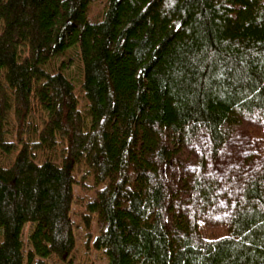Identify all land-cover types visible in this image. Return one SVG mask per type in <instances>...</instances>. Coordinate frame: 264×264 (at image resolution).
<instances>
[{"label":"trees","instance_id":"obj_1","mask_svg":"<svg viewBox=\"0 0 264 264\" xmlns=\"http://www.w3.org/2000/svg\"><path fill=\"white\" fill-rule=\"evenodd\" d=\"M78 229L264 264V0H0V264H73Z\"/></svg>","mask_w":264,"mask_h":264},{"label":"rangeland","instance_id":"obj_2","mask_svg":"<svg viewBox=\"0 0 264 264\" xmlns=\"http://www.w3.org/2000/svg\"><path fill=\"white\" fill-rule=\"evenodd\" d=\"M67 73L68 76H70L71 79L74 81L76 87H78L80 83V72L76 63L73 62V64L68 68ZM245 126L248 127V130L250 131H251V127L253 128V124L251 125L250 122H247ZM225 156L226 155H224V157ZM223 162L225 163L226 160ZM221 165H223V163L216 166L214 165L213 170L220 172L219 170H221L220 169V167H222ZM76 238H77V250H76L77 252L75 259L73 260V264H105V259L100 253L98 252L96 253L92 250L88 252L84 250V245H83L84 241L82 240L83 234L81 229L76 230Z\"/></svg>","mask_w":264,"mask_h":264}]
</instances>
